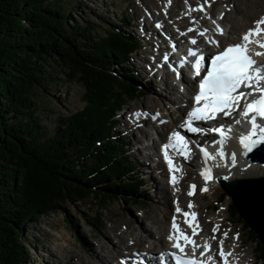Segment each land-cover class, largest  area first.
I'll return each mask as SVG.
<instances>
[{
    "label": "trees",
    "instance_id": "trees-1",
    "mask_svg": "<svg viewBox=\"0 0 264 264\" xmlns=\"http://www.w3.org/2000/svg\"><path fill=\"white\" fill-rule=\"evenodd\" d=\"M84 2L0 0V264H29L25 234L39 218L63 213L71 224L67 208L106 210L139 194L141 179L114 120L141 88L129 59L138 44L123 34L126 18L103 36L92 20H74L70 13ZM73 79L84 106L49 130L40 96ZM228 210L264 260L237 206Z\"/></svg>",
    "mask_w": 264,
    "mask_h": 264
},
{
    "label": "rangeland",
    "instance_id": "rangeland-1",
    "mask_svg": "<svg viewBox=\"0 0 264 264\" xmlns=\"http://www.w3.org/2000/svg\"><path fill=\"white\" fill-rule=\"evenodd\" d=\"M168 1L169 0H85L83 5L76 7L74 11L70 13V15L74 20L78 19L79 16L84 19L92 20L98 25V34L101 36L104 35L103 31L107 28V26L118 27V22L120 21V19L126 18L127 28H122V31L124 32L123 34L128 35L136 40L138 37L137 34L141 32H139L138 28H136V25L138 27V25L145 24L146 27L147 25L150 28L152 27L150 24H148L149 22H147V20L150 19L151 12H153L155 5L159 8L157 14L158 16H160V20H162V17L160 15L162 10L165 11V15H167V12H169V10H171L173 15H178L175 10L177 7L186 5L188 1V4L190 3L191 7L196 6V8H198L201 7L197 6L198 3L203 0H170V2ZM214 1H218L217 3L221 4L220 10L224 12V14L226 13V11H229L225 14V16L228 15L229 18H226H232L231 20L236 19L237 21H240L241 24L244 23V25H247V27L250 25V23L253 26L252 22H255V20L259 19L258 17L260 14L264 15V0H236L238 1V7L242 11L247 10L246 6L249 2L256 1L261 6L258 8L254 7L250 10V14H252L250 18H243L241 13L239 14L235 12V0H227V2H224L227 4L230 3L228 5H222L224 4L223 2H221L222 0ZM172 2L173 6L166 8V5H169ZM143 4L145 5L143 6ZM138 5L140 9L136 7ZM175 6L176 8H174ZM202 7L206 8L207 6L202 5ZM141 9L147 12L143 13ZM184 10L181 12H184ZM143 14H145L144 17L142 16ZM127 16L129 17V20ZM142 17L143 19H141ZM196 17L197 15H195L194 18H191L189 19L190 21H188L190 23L196 24L199 29H204L201 25L203 19ZM145 21L147 22V24L145 23ZM136 22H140L141 24ZM152 28L155 31V28ZM146 38L147 37H145V39ZM139 41L140 43L144 42L143 40ZM139 41L137 40L138 44ZM150 42L151 41H148L149 44ZM147 50L148 49L146 48L144 50H141L140 52L134 53L129 58L131 70H133L137 74L138 80L139 78L141 79L139 80L141 88H139L138 92L135 94V98H133L132 100H127L122 111L114 119L116 121L115 131H118L119 135L122 136V138L128 142L126 147V150L128 151L127 155L130 157V161L133 164V167L135 168V173L143 180L144 186L140 185V187L138 188L139 194L138 197H136V201L133 202V200L135 199L134 197H132V199L128 197L122 199L118 198L111 201L106 210L95 208L94 206L89 205V203H83L79 205L81 213H78L72 207L67 208L68 215L70 216L69 219L72 222L71 224H69L64 219L63 213L53 214L48 217L39 218V220L30 225L27 234H25V238L28 237L27 240L30 248L27 255L29 258V264H103L107 259L110 263L111 256L112 259L118 260V258L113 257V253L116 251H118L119 253H125L123 251H126L127 249L121 250L119 248L120 237L116 228H120V230L124 234L129 236V241L127 242V244L130 246L129 249H134L132 245V243L134 242L130 241L131 239H142L144 241V247H148V245H150L153 240H156V242H158V245L162 247L163 242L160 241L162 232L159 233L156 227L157 225L152 226L150 224L149 221L151 220H144V215L142 213L144 211L147 214H150V216L153 217L154 220H156L157 222L159 221L163 223L164 227L169 226L167 222L172 223L174 216L179 217L180 220L176 218V220H179V225H181V223L185 225L184 220L186 218L181 213H179V215H176V207H174L179 205L177 203L179 200L176 199L175 196L177 189H181V187L169 190V194L172 195V198H175L172 199V203L170 202V207L168 208L169 210H166L163 206L164 204L157 203V199L151 196V191L149 189L150 178L146 176L144 172V177L147 179L146 180L139 172H137L139 161L136 155L141 156V152L139 153V150L143 151L144 146H151L154 139H157L158 141L157 136L163 135L161 134L162 124H159L158 130L155 128H147V132H144L150 135V137L148 138L145 137V133L143 132L142 135L138 133V131H135V133L133 134V132L131 131L132 127L130 126V119L128 117L131 114L137 115L138 111L142 113V110H144L143 106H145V102L147 105V102H149L148 100L150 98L154 99L151 94V91L155 89L161 90L159 88L161 80H158L157 77L153 78V74L148 76L144 73V66L141 63H143L142 59H146L143 54L147 52ZM153 52H155V50H153ZM139 68L142 69V71L144 72H141ZM156 75H158V72ZM58 77L61 78L62 76L58 75ZM164 78L166 79L167 77L165 76ZM48 91L49 96H44V94H41L40 96L42 101L41 114L43 116L44 125L47 126L49 130H52L59 118L68 117L83 108V88L76 80L73 79L72 81H66V83H63L62 87L55 85L53 88H49ZM139 92H141V94H139ZM170 97L171 96L168 95V98ZM157 101L160 103L159 100ZM161 106L164 107V104H162ZM169 106L170 105H168V107ZM145 111L148 112L147 114H150L149 111ZM168 114L171 113L167 111V109H165L163 111L164 116L161 115V117H163L164 119V124H166L167 126L168 124L165 118L170 120ZM151 115L154 119V115ZM140 117L142 116H138L136 120H139ZM154 120L156 123V119ZM125 126L128 129L125 128ZM168 128H170L171 130L172 126H168ZM137 142H139V145H136ZM153 148V153L155 151H158V144L155 143L153 145ZM197 162L195 163L197 164ZM196 166L198 167L199 163ZM184 167L187 168L186 170L189 174L191 173L190 177L187 179V181H184V184L182 186L183 193H185V195H188L186 193V190L190 182L193 180L194 177H199V175L198 172L195 171V169L189 166L188 164H184ZM152 175H154V173ZM155 177L157 183H159L161 186H164L166 189H169V185L167 186V184H165V181L160 179L161 177L159 175L156 174ZM194 182L198 183L197 180H194ZM201 188H206L207 193L201 191ZM194 193L195 194L191 195L190 201L180 203L179 206H182V211L189 209L198 210V215L201 216L202 224V227L199 228H201L202 230H204V232L208 234V239H210L211 242H214L216 240L212 239V235H215V233H213V228L218 226L216 224H218V222L222 220L224 221V223H226V228L224 231L220 232L219 237L221 238L223 236L222 239H224L225 237L223 234L227 232V238L229 242L232 243H228L229 245H227L228 247H226L227 251L231 252L239 250V256L246 255L248 257V264H264L262 260H257V256L260 255V252L255 251L257 248V244L256 242H253L249 230L244 228L243 224L238 223L236 217L229 216L228 205L233 202L232 198L227 195L224 201L217 207V204L219 202L218 200L221 199L220 197L222 196L221 194H223V196H226V194L220 188H216L213 185L202 187L200 184L195 189ZM159 198L161 199V197ZM160 201L162 202V200ZM189 202L193 204L192 208L188 207ZM261 211L264 213L263 209H261ZM166 213H168V215H166ZM168 218L170 219V221H168ZM210 220H215L216 224H214V226L209 225L208 223L210 222ZM143 225L153 227L152 236L148 233H145V231L141 227ZM232 234L235 238L238 234V238L235 241L232 239ZM201 236L203 235L200 234L198 236V239H200ZM215 237L218 238L217 236ZM227 238L225 239L227 240ZM147 242H149V244ZM150 246H152V244ZM238 246H241V248L239 249ZM218 249L219 244L216 243L214 248V254L212 255V257L214 256V260L218 258ZM108 250H110V252ZM135 251L138 255L140 254L136 249ZM99 257L104 259V261H101Z\"/></svg>",
    "mask_w": 264,
    "mask_h": 264
},
{
    "label": "bare ground",
    "instance_id": "bare-ground-1",
    "mask_svg": "<svg viewBox=\"0 0 264 264\" xmlns=\"http://www.w3.org/2000/svg\"><path fill=\"white\" fill-rule=\"evenodd\" d=\"M143 1H145V0H143ZM173 2L170 3L169 5L167 4L166 8L172 7L173 6ZM215 2L217 3L218 1H215ZM226 2H227V0H226ZM144 5L145 4H143V6ZM188 6L191 7L190 3L188 4ZM254 7L258 8V7H261V6L256 1L249 2V3H247V6H246L247 10L246 11L245 10L242 11L238 7V1L235 0V4H234L235 12L239 13V14L241 13L243 18H250L252 16V14H250V10L253 9ZM174 8H176V6ZM177 8L175 10H176V13L178 15H176V14L173 15L171 10L168 9L169 12H167L166 16H168L169 19H172L174 21V23L180 29H182L184 32L192 34L193 35L192 39H195L197 41V44H203L206 47V43H208V40L212 36V35L209 34L208 31L205 32V30H209L206 20L203 19V21L201 22L202 28H204V29H199L196 24L189 22L190 21L189 19L194 18L195 15H197L196 18H200V15L198 14V12L192 11V10L185 11L183 5L180 6V7H177ZM158 9H159L158 6L155 5V7H154L155 11L153 10V12H151V17H150V18H152L153 20H156V21H160V16H158V14H157ZM183 10H184V12H181ZM209 14L211 15V13H209ZM225 14L222 16L221 21H219V24L222 25L223 33L225 34V36L223 38H220L219 40H216V41L219 42V45L221 47L225 46V41L230 42L231 44H235L236 42L234 40L239 37V35L242 33L241 32L242 30L245 29L246 31H248L250 28H254L255 27V25H253L252 27H247V25H244V23L241 24V22L237 21L236 19H234V20H231L232 18L228 19L229 18L228 15L225 16ZM226 17H228V18H226ZM138 18H140V17H138ZM145 23L147 24L146 21H145ZM164 23H165V21H164ZM156 25H157V27H160V24H156ZM215 25H217V22H215ZM227 25H229V28H227ZM139 27H142V29L144 31V32H141L142 36L143 37L145 36V37L149 38V39L146 38L147 41L158 39V35L156 36V34L154 33V29L152 27L150 28V27H148V25L146 27L145 24L138 25V27L136 25V28H139ZM190 28L194 29V31H189ZM164 31H165V33L167 34V36H168V38L170 40H172V41H174L176 43H179L180 39H178L176 37L174 30L173 31L170 30L166 26V24H165ZM200 32H205V35L204 36L199 35ZM152 33L155 34L154 38H151ZM260 38L264 39V36H262ZM255 46H256V48L259 51L263 52L264 49L258 48L257 45H255ZM157 72L158 71L152 73L153 74V76H152L153 78L154 77L155 78L158 77V75H156ZM161 72H162V76L163 77L166 76L167 78L166 79L165 78L164 79L161 78V82L159 84V88L161 90H156L155 89V90L151 91V94H152L154 99L150 98L148 100L149 102H147L148 103L147 105H146V102H145V106H143L144 110H142L143 111L142 114L144 113L145 110L149 111L150 114H153L154 117H155L154 119H156V124H162L161 125V128H162L161 134H163V135L157 136L158 137V141L153 140L151 146H147L145 149H143V151L139 150V153L141 152L140 153L141 156L136 155L137 159L139 161L138 171L137 170L136 171L139 172L143 177H144V172H145V175L150 178L149 189L151 191V196H153L155 199H157L156 200L157 203L164 204L163 206L165 207V209L169 210L168 208L170 207V202L172 203V199L175 198V197H176V199L179 200L177 202L179 205H180V203H183V202H186V201H190L191 196L185 195V193H183V190H182V186L184 184V181H187V179L191 175V173L189 174L188 171L186 170L187 168L184 167V164H188L189 166L194 168L195 171L198 172V168H200V166L197 167L196 165L198 163L200 164V162L203 160V158L199 154L198 150L192 144H188V148L190 149L188 158L185 159V157L183 155H181L179 163L174 164V168L180 169V171H176V176L175 177L177 178V182L174 184V183L171 182V178H172L173 172L172 171L170 172L169 165L165 166L161 162L155 163L152 160V157L155 156L154 153L152 152L153 149H154L153 145L155 143L158 144L159 150H160V146L162 147L163 145H165V144H167L169 142V140H167V139H169L170 135L173 132L180 133V135L184 136L185 139L193 141L197 146H202V145H204V143L210 142L212 138L208 137V136H205V135H200L198 133L188 132L185 127H182L181 125L178 124V117H174V116H172V114H169V116L171 117V123H172L171 130H170V128H168V126L166 124H164V119L160 115V113L163 114V111L165 110V109H163L164 107L161 106L162 104H164L165 102L167 104H171L172 106H174L176 108L177 112L180 111L179 112L180 114L186 115L187 111H184V110L180 109V105L177 104V98L176 97L178 96V98L181 100V103H185L188 106L190 105V100L187 99L186 95L180 94L178 92V90H176V85H175L174 81L168 75V73H167V71L165 69L161 70ZM184 81L187 83V87L190 88L191 87V82L189 80H187L186 78H184ZM161 86H162V88H161ZM168 95H170L171 97H173V96H176V97L172 101L170 98H168ZM157 100H159L160 103ZM157 112H158L159 116H158ZM145 113H148V112L145 111ZM131 115H133V114H131ZM142 117H140L139 120H136V118H134L132 120V124L130 125L132 127L131 128L132 132H133L134 128H138V126H141L142 124H148L149 123V125H150V120H149L150 118L148 116H145L143 118ZM125 128H127V127L125 126ZM249 128H250L249 125L241 124L240 125L241 133L240 134L247 133L249 131ZM157 130H158V128H157ZM143 133H145V132L143 131ZM145 137L148 138V137H150V135L145 133ZM238 137L239 136H232L230 133H228V139L226 140V143L221 146L223 148L224 153H225L223 160L226 163L228 168L226 169V168H223L222 165H219V168L216 169L215 176H216V178H221L222 180H224L227 183H230V182H232V181H234L236 179H253V178L263 177L264 176V165L263 164L246 163V164H241L240 165V160L238 159V156H239L238 153H240V150H241L242 146L238 142ZM163 140H165L166 143H163L164 142ZM136 145H139V142H137ZM142 146H143V144H142ZM132 147H133V145H132ZM169 150L174 152V153L175 152L179 153L177 150H175L173 148H169ZM233 153H235V155H236L235 165L232 164V159H231ZM140 157H142V158H140ZM188 161H189V163H188ZM195 162H197V164ZM206 166L210 167V169H215V165L212 162H209ZM155 170H157L158 172L161 171V172H159L160 177H161L160 179L165 181V184H167V186L169 185L168 186L169 189L168 188L166 189L164 186H161L159 183H157L156 177L154 175H152ZM224 177H228V178L225 179ZM157 180H159V179H157ZM247 184L248 183H246L244 185H238V187H239L238 188V196L243 201H245L246 205L251 206V207H256V210H255L254 213H257L259 218L261 220H263V222H264V213L261 211V209L264 210V183H259V184H255V185H247ZM195 185L198 187L200 184L199 183H195ZM209 185H212V184L208 183V185H206V186H209ZM178 187L179 188L181 187V189H177ZM202 187H205V186H202ZM170 189H172V190L173 189H177L176 196L173 197V198H172V195L169 194V190ZM196 195H197V193H196ZM159 197H161V199ZM160 200H162V202ZM232 200H233V198H232ZM218 201H220V199ZM177 203H176V205H177ZM179 205L174 206V207H176L175 211H176L177 207L182 209V206H179ZM182 212H190V213L194 212V213H196L195 219L192 221L193 226H195L198 223L199 227H202L201 216L198 215V210L189 209V210H183ZM142 213L144 215V220H151V221H149L150 224L152 226H156L157 225L156 227H157V230L159 231V233L162 232L160 241L163 242V245H162V247H160V245H158V242H156V240L155 241L153 240L152 246L144 247L143 246L144 241L142 239H135V240L131 239L130 241L134 242V243H132L133 248L136 249L138 251V253H140L142 255L141 256L139 254V256L147 259L148 261H150L151 258H152V254L155 251L172 252V253H175V254H181L178 249H176V248H174L172 246L174 241L168 239L169 235L172 233V223H168L167 222V224L169 226L164 227L163 223H161L159 221L157 222L156 220H154V218L151 217L150 214H147L145 211L142 212ZM176 213H177V211H176ZM166 215H168V213H166ZM176 215H179V213H177ZM176 218L179 219V217H176ZM188 219L192 220L191 217H188ZM179 220L177 222L178 224H180ZM168 221H170L169 218H168ZM208 224L211 225V226H214V224H216V221L215 220H210V222ZM225 224L226 223H224V221H222V220L219 221L218 224H216V225L219 226V229L215 233V236H217L218 238H216V240L214 242H211L210 239H208V234L206 232H204V230H202L199 227L197 228L198 235H195V239L199 241L202 237H204L205 239L210 241V243L212 245L210 252H211L212 255L214 254V248H215L216 243L219 244V241L223 237L222 236L220 238L219 234H220V232L225 230V228H226ZM179 226H180V229L182 231H184L187 235H192L193 229H192V227H189L188 224L184 225L183 223H181V225H179ZM141 227L145 231V233H148L149 235L152 236V232H153L152 228L153 227L144 226V225L141 226ZM116 230H117L118 235L120 237V247L119 248L121 250L122 249H125V250L127 249L128 250L130 248V246L127 244V242L129 241L128 240L129 236L124 234L120 230V228L119 229L116 228ZM199 230H201V231H199ZM208 233H210V232H208ZM200 234H202L203 236H201L200 239H198V236ZM223 240H224V249L227 251L226 247H228L227 246V245H229L228 243H231V242H229L228 238H227V240L225 238ZM180 243L184 244V241L181 240ZM238 248L240 249L241 246H238ZM108 251L110 252V250H108ZM238 251L239 250L230 252V253H232V255L228 258V264H248V261H247L248 257L246 255L245 256H239L238 255ZM184 252L187 255L188 253H193V250L187 249V250H184ZM113 254H114L113 257H116L118 259H123V262L127 261V263L129 262V259L133 258V256H134V255L127 254V253H119L118 251L114 252ZM217 257L218 258L216 260H214V263L215 264H221V258L219 257L218 252H217ZM109 258H110V256H109ZM100 259H101V261H104V259H102V258H100ZM113 260L114 259H112V256H111V262L109 263L108 259H107V260H105V262L103 264H119L118 262H115V261H118V260H114V261Z\"/></svg>",
    "mask_w": 264,
    "mask_h": 264
},
{
    "label": "snow or ice",
    "instance_id": "snow-or-ice-1",
    "mask_svg": "<svg viewBox=\"0 0 264 264\" xmlns=\"http://www.w3.org/2000/svg\"><path fill=\"white\" fill-rule=\"evenodd\" d=\"M207 2L208 0H205V3ZM191 10L203 11V7L201 6ZM213 23H215V21H213ZM254 24V28H250L247 32L242 34L240 43L229 45L212 56L210 61H207V67H203L206 62V57L204 55L201 54L197 56L195 51L192 49L188 50V56L196 58L193 64L194 76H202V78L198 84V92L193 97V107L191 111L188 112L184 125H182V127H185L186 130L191 133L209 131L219 135L220 139L213 143L222 146L228 139V133L232 131L231 126L227 129H225L224 125L203 129L194 126V122L216 120L220 115L231 116L233 112L239 110L241 119L235 120L234 123L240 124L241 120H246L250 125L249 131L247 133H242L238 137V142L244 149L245 155L257 148V146H264V65L258 64L257 61L252 58V55L249 54L250 44H255L258 48L264 49V39L260 38L264 36V27H262V25H264V16L255 21ZM189 31H194V29L190 28ZM206 31L207 30H205V32ZM217 31L219 34L223 35V29L220 28V26H217ZM205 32H200L199 35L204 36ZM190 42L192 44L197 43L195 39H192ZM208 42L216 44L217 47H219V42L214 39H209ZM254 55H264V52H255ZM243 89H248V91H244ZM254 93L258 94V96L249 99L253 97ZM258 120H260L261 123H258ZM169 148L177 150L187 159L190 152L188 142L180 133L173 132L169 137V142L162 146V151L165 160L168 162L170 172L174 170L180 171V169L174 168L172 159L168 155L167 150ZM200 151L205 158V162L214 158L203 147L200 148ZM218 155L221 159L224 158L225 153L222 147L218 151ZM231 159L232 164L235 165V153L232 154ZM200 174L205 182L211 179V170L207 167H205ZM224 178L227 179L228 177ZM171 182L175 184L177 178L172 176ZM196 187V185H190L191 190L188 193L189 196L194 194ZM200 190L206 191L207 189L204 188ZM188 207L192 208L193 204L189 202ZM176 211L186 218L184 223L192 227V235H198L197 228L199 225L197 223L193 226L192 223L196 213L182 212L179 207H177ZM188 217H191L192 220H189ZM218 229L219 226L214 227L213 233H216ZM223 235L227 238L228 233L225 232ZM236 238H238V234ZM168 239L174 241L172 246L178 249L182 254L181 256L175 257L176 264H208V262L213 261V257L207 255L212 247L211 243L207 240L203 245L204 251L200 253L201 257L207 255V261L197 260L195 258L196 249L201 247V245L196 244L190 236L180 229L175 216L172 221V233L169 235ZM212 239H216L215 235H213ZM181 240L184 241V244L180 243ZM187 245H191L193 248L192 257H187L184 252L185 246ZM218 255L221 258V264H228V258L232 253L224 250L223 239L219 241Z\"/></svg>",
    "mask_w": 264,
    "mask_h": 264
},
{
    "label": "water",
    "instance_id": "water-1",
    "mask_svg": "<svg viewBox=\"0 0 264 264\" xmlns=\"http://www.w3.org/2000/svg\"><path fill=\"white\" fill-rule=\"evenodd\" d=\"M243 157L252 163L264 164V146H257V148L253 149L251 152L246 155L243 152ZM255 185L259 183H264V178L258 179H250V180H242V181H234L232 183L222 182L221 186L231 198H233V204L237 206L240 211V214L243 220L248 224V226L255 232L258 236L259 241L264 246V222L261 220L257 213H254L256 207H251L246 205L245 201H243L238 196V185ZM239 200V201H238ZM259 213V212H258Z\"/></svg>",
    "mask_w": 264,
    "mask_h": 264
}]
</instances>
